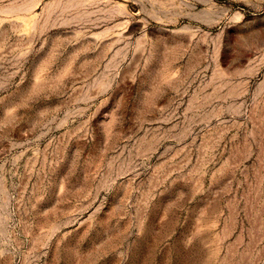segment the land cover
Returning a JSON list of instances; mask_svg holds the SVG:
<instances>
[{
	"label": "rangeland",
	"instance_id": "obj_1",
	"mask_svg": "<svg viewBox=\"0 0 264 264\" xmlns=\"http://www.w3.org/2000/svg\"><path fill=\"white\" fill-rule=\"evenodd\" d=\"M0 264H264V0H0Z\"/></svg>",
	"mask_w": 264,
	"mask_h": 264
}]
</instances>
